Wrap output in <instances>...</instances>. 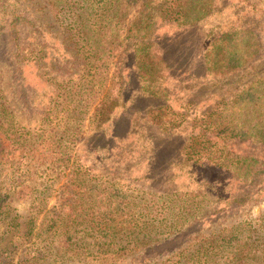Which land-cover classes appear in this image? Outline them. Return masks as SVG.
I'll return each mask as SVG.
<instances>
[{
	"label": "trees",
	"instance_id": "1",
	"mask_svg": "<svg viewBox=\"0 0 264 264\" xmlns=\"http://www.w3.org/2000/svg\"><path fill=\"white\" fill-rule=\"evenodd\" d=\"M152 1L157 5L151 6ZM194 1L202 6L200 13H195L194 28L207 29L204 36L207 49L201 57L196 55L204 71L194 74L199 83L194 87V101H189L183 112L178 113L181 123L162 135L151 131L147 137L143 135L151 149L130 158L126 152L128 139L140 133L132 129L135 118L129 109L110 119L111 130H99L85 137V141H92V146H98L91 158L93 163L127 165L132 159L147 162L145 170L125 173L142 182V196L132 195L131 188H139L131 185L121 184L130 194L115 189L117 177H111L110 173L111 168L114 172L113 166L109 173L98 174L95 167L86 165L88 161L78 145L85 132L55 131L57 117L51 118L52 133L46 136L45 132L39 134L38 130L22 126L15 118V106L7 97L9 93L0 77V155L12 157L8 162L0 160V263L7 260L5 264H264V210L259 215L240 214L264 198V7L254 15L247 12L244 21L236 19L224 27L220 20H211L216 0ZM137 2L146 8L142 22L136 23V27L149 21L148 36L157 21L152 11H168L188 4V0ZM16 6L22 7L19 3ZM11 14L10 19L16 21L12 25L16 24L10 28L4 47L8 48V44L15 47L18 58L6 59L0 53V63L17 73L26 58L22 56L24 44L16 25L19 16L26 15L13 9ZM87 20L90 18L84 16V11L78 13L74 19L77 26L70 33L75 37V45H88L94 59H89L87 65H94L99 50L95 52L94 44H90L85 34L95 33V23H89L92 28L86 32L90 27ZM135 32L140 35L138 30ZM239 33L249 37L242 48ZM41 42L45 53L43 38ZM146 43L148 51L141 57L135 49L140 65L138 75L147 81L138 93L144 92L143 97L151 98V102L159 96L161 104L149 102L146 106L147 117L154 118V109L163 108L167 96L166 89L159 92L158 75L152 74L172 66L161 39L152 37ZM121 49L119 39L117 50ZM66 55L71 63L79 62L75 52ZM201 79L206 81L202 83ZM208 90L209 95L204 96ZM89 91L92 94L93 88ZM76 92L73 89L70 96L75 97ZM112 97L98 101L95 116L103 124L112 115ZM189 123L197 131L186 133L183 125ZM175 135L184 136L178 147L168 138ZM115 150L118 154H112ZM18 152L21 161L13 157ZM36 152L46 153L47 158L41 160V155L35 158ZM180 156L187 177L179 182L168 179L167 172ZM34 175L39 181L37 178L30 181ZM63 179L65 185L57 188ZM100 186L103 187L99 189ZM56 191L61 202L52 207L50 199ZM201 192L217 197L228 217L216 215L218 211L215 215L205 211L200 205L204 201L198 203L194 213L191 194L205 196ZM19 197L31 200L24 213L17 206ZM204 214L209 218L214 215L218 221H231L194 233L189 224L199 221ZM15 254L18 257L14 263Z\"/></svg>",
	"mask_w": 264,
	"mask_h": 264
},
{
	"label": "rangeland",
	"instance_id": "2",
	"mask_svg": "<svg viewBox=\"0 0 264 264\" xmlns=\"http://www.w3.org/2000/svg\"><path fill=\"white\" fill-rule=\"evenodd\" d=\"M216 1L215 13L212 14L211 20H220L224 27H228L236 19L244 21L247 14H257V11L264 7V0ZM18 3L22 6L21 8H17L19 7L16 6ZM151 3V6L157 5L155 1ZM199 3V1L188 0L187 5L170 8L171 10L168 11L159 10L157 12V10H151L157 21L155 22V29L153 28L148 36L149 21L143 22L139 28L136 27V23L142 22L141 15H144L142 13L146 8L141 6L137 0H0V53L6 59L17 60L15 47L13 48L10 44H8V48L4 47L8 42L7 35L11 31L10 28H13L16 24L12 25L15 19H10L12 9L17 12L21 11L27 17L19 16L16 25V28L20 30V40L24 44L21 49L22 56L26 60L22 61L21 68L17 70V73L8 65L0 63V77L3 79L4 89L9 93L7 97L10 98L11 104L15 106V118H18L22 126L30 127L34 131L38 130L39 134L45 132L44 136L47 135L46 133H52L50 124L53 117H57L55 119L57 120L55 131L66 132L67 134L85 132L78 145L84 155L83 158L88 161L86 165L95 167L99 172L98 174H107L108 169L113 166L114 172H121L120 175H117L111 168V177H117L115 189L125 192L126 189L121 187V184L131 185L139 188V190L131 188L132 195L139 194L142 196L143 194L140 192L143 189L142 182L139 179L128 177L125 173L135 174L145 170V167L148 166L147 162H138L136 159H132L127 161L129 162L127 165H125L126 162L123 164H112V162L93 163L91 158L93 152L98 150V146H92V141H85V137L87 139L89 134L99 130H111L109 126L110 119L112 120L118 112L129 109L133 112L135 118V125L132 129L134 128L135 132L140 133V136H132L130 140L128 139L130 143L126 152L130 158L138 155L141 151L151 149V144L146 143L143 135L147 137L146 134L149 131L162 135L160 133H166L170 128H174L173 125L181 123L182 117L178 113L183 112V108L188 106L189 101H194V87L199 83L196 81L194 74L204 71L203 67L197 63V57H201L207 49L205 48L204 36L208 31L206 29L205 32L198 27L194 28L195 13L197 11L200 13L202 7ZM158 7L155 6V8ZM82 11H84V16L90 18L89 21L87 20L88 25L89 23H95V33L92 35L89 33V36L85 34V37H89L90 44H94L95 52L99 50L98 56H94L98 58L95 63L93 62L94 65H87L89 59H94L93 53L87 49L88 45L86 44L85 47L80 44L75 45V37L70 33L77 26L74 23L76 15ZM91 28L90 26L85 31L89 32ZM136 30L139 31L140 35H136ZM152 37L162 40L166 47V57L170 60L169 63L172 67L161 68L158 72L152 74L155 77L158 75V80H156L159 92H162V88L166 89L164 93L169 100L165 98L164 104L166 106L155 108L152 113L154 118H148L146 114L148 103L158 106L162 101L158 96L157 99L154 98L151 102V98L143 97L144 92L138 93L142 86L147 85V81H145V77L142 78L138 75L140 65L137 58L146 54L148 51L146 42ZM42 38L43 43H46L47 46L44 49L45 53H43L40 45ZM239 38V46L242 48L249 37L239 33ZM119 39H121L122 44L121 50H117ZM86 42L87 40H85ZM136 47L140 54L138 57L136 56ZM66 52H75L79 62L75 64L72 61L71 63ZM91 65L93 66L92 70H90ZM144 72L145 75L150 76L148 71L144 70L143 74ZM83 73H85V78L83 76L79 80L80 75ZM161 74L163 76L160 77ZM86 80H92V82ZM205 81L200 80L202 83ZM100 83H102V87H97ZM10 87H13V89ZM20 87L23 88V91L20 90ZM25 87L26 89H24ZM89 88H93L94 94H90ZM73 89L77 90L76 94H73L75 97L70 96ZM207 93L209 95L210 90L206 91L204 96ZM108 96H113L110 106L112 115L103 124L99 121L100 117L95 116L97 114L96 108L98 107V101ZM209 98H212V96L210 95ZM52 108H54V111L51 110ZM183 127L184 131L189 134L197 131L192 123L185 124ZM183 137L182 135H175L168 138L172 145L178 147ZM43 152H36L34 154L35 158L40 155L41 160L47 158V154H43ZM72 154L74 155L75 152ZM112 154H118V151L115 150ZM100 155L102 156V153ZM13 157L21 161L20 152ZM94 157H96V154ZM11 158V156L7 158L0 155L2 161L8 162V159ZM112 161L115 160L112 159ZM70 165L68 163V167ZM119 167L122 168L117 170ZM186 170V167H182L180 156L168 168L167 178L180 182L181 179L187 177ZM67 172H69L68 169ZM34 176L30 179L37 178L36 175ZM167 178L164 177V180ZM30 181L34 182L35 179ZM104 181L102 179L101 183ZM64 185L63 179L57 183V188L60 189ZM103 186H100L99 189ZM130 193L129 190L127 194ZM197 194L192 193L191 195H194V197L193 199L190 198L192 199L190 202L194 207V213L197 212L198 203L204 201L200 205L205 211L213 212L214 215L218 211L219 213L216 215L228 217V213L223 210L224 204H220L217 197L204 192L199 194L205 196L195 197ZM51 196L49 205L52 207L59 205L61 200L57 196V191ZM17 203L20 211L24 213L30 208L31 200L19 197ZM262 210H264V198L249 209H244L240 214L259 215ZM214 215L209 218L204 214L199 221L193 220L189 224L192 225L191 230L194 233L199 229L207 231L231 221L230 219L215 220ZM17 257L15 254L13 257L16 259L14 263L17 261ZM13 258L9 260L12 262ZM6 261L2 260L0 264H5Z\"/></svg>",
	"mask_w": 264,
	"mask_h": 264
}]
</instances>
